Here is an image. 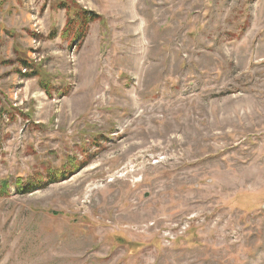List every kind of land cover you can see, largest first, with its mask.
I'll return each instance as SVG.
<instances>
[{"label":"rangeland","instance_id":"rangeland-1","mask_svg":"<svg viewBox=\"0 0 264 264\" xmlns=\"http://www.w3.org/2000/svg\"><path fill=\"white\" fill-rule=\"evenodd\" d=\"M0 264H264V0H0Z\"/></svg>","mask_w":264,"mask_h":264},{"label":"trees","instance_id":"trees-1","mask_svg":"<svg viewBox=\"0 0 264 264\" xmlns=\"http://www.w3.org/2000/svg\"><path fill=\"white\" fill-rule=\"evenodd\" d=\"M64 6H65V8H69L70 6L68 5V4H64ZM94 19H95V17L94 18H92V17H88V21H90V22H92V21H94ZM25 67H28V65L26 64V63H24L23 64ZM33 180H31V181H29V183H27V184H21L19 187H20V189L19 190H23L24 191V193H31V192H33V191H35V189L33 188V182H32ZM42 181H38L37 183H41Z\"/></svg>","mask_w":264,"mask_h":264}]
</instances>
